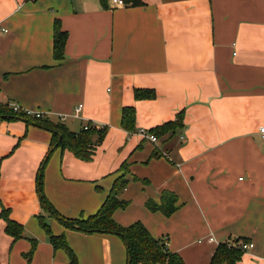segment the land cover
Segmentation results:
<instances>
[{
  "label": "crops",
  "instance_id": "0c3cea01",
  "mask_svg": "<svg viewBox=\"0 0 264 264\" xmlns=\"http://www.w3.org/2000/svg\"><path fill=\"white\" fill-rule=\"evenodd\" d=\"M126 2L0 0V103L48 112L55 122L66 114L73 132L86 123L103 128L91 160L50 153L45 196L63 216L86 217L123 176L117 199L128 203L112 212L119 225L141 222L184 264H209L219 243L236 239L253 243L240 264H264V0ZM55 19L67 33L60 60ZM137 89L153 95L136 97ZM123 107L134 110L132 131L121 126ZM180 112L183 126L152 133L156 142L138 132ZM50 139L42 127L0 118V212L23 226L13 239L0 217V264H70L40 219L64 235L76 264H127L121 237L66 228L40 205L36 175ZM164 191L177 197L169 216L145 206Z\"/></svg>",
  "mask_w": 264,
  "mask_h": 264
},
{
  "label": "trees",
  "instance_id": "16d2710c",
  "mask_svg": "<svg viewBox=\"0 0 264 264\" xmlns=\"http://www.w3.org/2000/svg\"><path fill=\"white\" fill-rule=\"evenodd\" d=\"M134 3L140 0H132ZM52 53L56 60L63 58L64 44L67 33L61 29L58 19L53 23ZM153 93L148 90H135L136 97L152 96ZM0 118L23 120L27 124H34L48 130L51 133L49 150L41 161L36 175V191L42 208L51 217L58 220L66 228L75 229L84 233L104 232L115 234L121 237L126 247L127 264H184L181 256L171 252L167 248L166 238H155L137 221L128 226L119 225L112 217V212L116 208H124L128 202L117 199V194L122 190L127 180L123 176L118 177L108 193L104 204L95 213L86 217L70 218L60 214L50 203L43 191V170L50 153L56 148L68 149L77 158L82 160H91L95 151V142H99L103 136V128L96 129L95 126L88 123V127L82 125L79 132L71 131L62 122H55L48 117H34L24 112H15L7 103H0ZM134 110L132 107H123L121 116V126L127 131L134 129ZM182 113L180 112L175 120L165 122L148 130L157 136L166 133L172 134L182 127ZM156 153H154V156ZM120 169L127 171L126 163L123 162ZM177 197L175 194L164 191L160 196V202L155 203L147 200L145 206L151 211H161L164 215H171L177 208ZM0 217L5 221V231L13 239L23 237L22 224L12 220L9 217L8 209L2 208ZM40 226L48 236L49 242L54 248H63L69 257L70 264H76V257L68 247L63 234L55 235L51 232L48 223L40 219ZM30 249L24 254L27 260H30L36 247V240L31 238ZM233 242H222L216 246V249L210 259L209 264H240L243 250ZM245 240V239H243ZM247 241V240H246Z\"/></svg>",
  "mask_w": 264,
  "mask_h": 264
},
{
  "label": "built area",
  "instance_id": "2783aa9c",
  "mask_svg": "<svg viewBox=\"0 0 264 264\" xmlns=\"http://www.w3.org/2000/svg\"><path fill=\"white\" fill-rule=\"evenodd\" d=\"M113 6H125L127 4L126 0H108ZM11 108L13 109V111L15 112H24L27 115H31L34 117H42V118H46L48 117V112L45 111H41V110H33V109H27V108H22L20 106H18V104L16 103H11L10 104ZM82 104H77L74 108H73V116L77 117L80 113V111L82 110ZM67 115L66 114H59L57 115V119L59 122H63L66 119ZM92 125V124H91ZM94 126V125H93ZM88 124L84 125V128H87ZM96 127V125H95ZM258 131L260 133V136L264 139V126H259ZM144 138L149 139L152 142H156L157 138L155 135H153L152 133H149L147 130L144 129H140L138 131ZM210 240H212L213 238L210 237ZM238 247L241 248V250H243V252L248 251L249 249H251L253 247V243L251 241H246V240H238L235 243Z\"/></svg>",
  "mask_w": 264,
  "mask_h": 264
},
{
  "label": "rangeland",
  "instance_id": "374dc122",
  "mask_svg": "<svg viewBox=\"0 0 264 264\" xmlns=\"http://www.w3.org/2000/svg\"><path fill=\"white\" fill-rule=\"evenodd\" d=\"M165 235V234H164ZM162 237H160V239H161ZM163 239V238H162Z\"/></svg>",
  "mask_w": 264,
  "mask_h": 264
},
{
  "label": "bare ground",
  "instance_id": "6f19581e",
  "mask_svg": "<svg viewBox=\"0 0 264 264\" xmlns=\"http://www.w3.org/2000/svg\"><path fill=\"white\" fill-rule=\"evenodd\" d=\"M86 124H88V123H86Z\"/></svg>",
  "mask_w": 264,
  "mask_h": 264
}]
</instances>
